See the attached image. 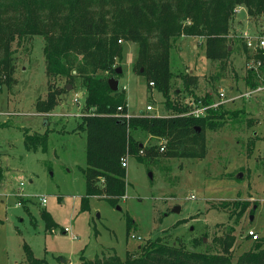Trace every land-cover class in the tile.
<instances>
[{
    "label": "rangeland",
    "instance_id": "374dc122",
    "mask_svg": "<svg viewBox=\"0 0 264 264\" xmlns=\"http://www.w3.org/2000/svg\"><path fill=\"white\" fill-rule=\"evenodd\" d=\"M8 1L13 0L0 2ZM232 25L235 39L244 33L255 36L264 29V19L248 15L245 7L238 5ZM203 40L201 36L180 35L172 42L170 98L180 106L205 93L216 99L219 90L229 96L240 94L248 89L245 77L253 78V53L244 52L240 42L228 46L229 62L220 72L218 62L205 56ZM44 44L40 35L16 39L12 43L16 82L9 88L0 83V264L25 259V246L48 264H78L81 255L86 259L124 258L126 252L135 254L139 246L156 239L219 252L218 238L231 227L235 238L232 261L254 244L245 235L248 229L254 230L257 242L264 245L263 91L224 102V108L243 107L244 112L215 130H205L207 151L203 158L159 157L146 166L129 157L125 190L115 204L101 196H89L82 203L85 131L77 125L84 90L77 83L68 85L50 112H37L36 102L47 93ZM121 44L122 58L113 65L120 66L121 72L114 76L119 80L118 90L125 92L128 111L132 115L146 113V105L151 104L148 113L166 115L162 93L132 69L137 44ZM183 73L197 77L192 95L181 82ZM96 75L111 76L104 72ZM62 80L56 82L62 84ZM24 128L47 129L46 149H25ZM131 133L144 144L161 142L138 129ZM43 196L45 203L41 202ZM244 202V209L237 214ZM175 205L180 206L179 212L173 211ZM43 212L50 214V226ZM65 227L69 231H64Z\"/></svg>",
    "mask_w": 264,
    "mask_h": 264
},
{
    "label": "trees",
    "instance_id": "16d2710c",
    "mask_svg": "<svg viewBox=\"0 0 264 264\" xmlns=\"http://www.w3.org/2000/svg\"><path fill=\"white\" fill-rule=\"evenodd\" d=\"M238 5L244 6L248 15L264 19V0L0 2V83L9 88L16 82L12 43L26 35H40L45 41L42 51L47 93L36 102L37 112H50L60 103L68 85L74 87L77 83L84 90L77 125V129L85 131L87 165L82 203L89 196H101L111 204L116 203L126 186V169L120 163L124 155L128 154L146 166L159 157L203 158L207 151L205 130H215L223 126L228 118L244 112L243 107L232 110L219 105L208 108L204 115L195 116L188 113L191 107L187 102L180 106L170 98L173 73L169 67V52L173 40L180 35L203 37L205 56L212 63L218 62L220 72L229 62L235 40L247 52L243 38L235 39L230 32ZM260 32H264V29ZM122 41L137 44L132 69L145 76L149 87H155L162 93V104L168 111L166 115L147 112L127 117L117 115V106H121L120 113H127L124 90L112 91L107 76L96 74L117 75L113 65L122 58ZM251 57L260 59L263 69L264 53L259 51ZM251 73L253 78L245 77L248 87L258 83L256 75ZM57 79H63L62 84L57 83ZM196 81V75L181 74L184 89L191 95ZM198 100L202 104H210L213 98L205 93L194 97L195 102ZM134 129L155 136L161 142L144 144L133 137L131 131ZM22 133L25 149H46L47 129L38 132L24 128ZM261 164L264 171V156ZM244 206L245 202L237 214ZM43 217L48 226L53 223L48 212H43ZM232 231L231 227L218 238L219 252L198 250L197 245L184 247L179 243L169 244L156 239L139 246L135 254L126 252L124 258L111 255L86 259L81 255L78 264H264V245L256 239L251 248L232 261L235 242ZM24 250L25 259L13 264H48L44 258L35 257L27 246Z\"/></svg>",
    "mask_w": 264,
    "mask_h": 264
},
{
    "label": "built area",
    "instance_id": "2783aa9c",
    "mask_svg": "<svg viewBox=\"0 0 264 264\" xmlns=\"http://www.w3.org/2000/svg\"><path fill=\"white\" fill-rule=\"evenodd\" d=\"M241 37H243L247 51H249V52L251 51L250 53H253V54L256 52H259V51H262L264 53V32L256 33L255 36L253 34L244 33ZM251 58H252L251 59V62H252L251 67L253 68V71L256 75V78L258 79V83L256 86L248 87L247 90L241 92L240 94L230 95V96L226 95V93L223 90H219L217 93V98L213 99V101L210 104H202L201 100H198L196 102L194 100L190 101V102L186 100L187 104L190 105V107H191L188 110V113L193 114L195 116L204 115L206 113V110L210 107L217 108L219 105H224L225 104L224 102L233 101L235 98H242L244 96L249 97L251 94H253L255 92H260V91L264 92V73L261 72V70L264 71V67H263V69L260 67V64H261L260 59L255 60L254 57H251ZM116 109H117V111H119L117 113L118 116L127 117L129 115L128 113H125V114L120 113L121 106H117ZM145 109H146V111L151 110L152 105L147 104ZM129 157L130 156L128 154H126L122 158H120L121 166H123V167L127 166V159ZM41 202L42 203L46 202V198L44 196L41 197ZM64 231H69V228L65 227ZM245 234L248 235L251 240H255L258 238V234L252 229L246 230Z\"/></svg>",
    "mask_w": 264,
    "mask_h": 264
},
{
    "label": "water",
    "instance_id": "95a60500",
    "mask_svg": "<svg viewBox=\"0 0 264 264\" xmlns=\"http://www.w3.org/2000/svg\"><path fill=\"white\" fill-rule=\"evenodd\" d=\"M114 72H115V74H119L121 72L120 66L114 67ZM107 83H108L109 88L112 91H117V89H118V78L116 76L111 75V76L107 77ZM68 88H69V86H67V89ZM149 176H151L150 172H149ZM179 210H180V206L179 205H175L174 208H173V211L179 212ZM250 218H252V217H250Z\"/></svg>",
    "mask_w": 264,
    "mask_h": 264
},
{
    "label": "crops",
    "instance_id": "0c3cea01",
    "mask_svg": "<svg viewBox=\"0 0 264 264\" xmlns=\"http://www.w3.org/2000/svg\"><path fill=\"white\" fill-rule=\"evenodd\" d=\"M118 78V77H117ZM118 82H119V80H118ZM118 90V89H117ZM81 94V93H80ZM126 105H127V102H126ZM145 112H147L148 113V111H145ZM127 113L129 114V115H132L129 111H128V106H127ZM144 113V112H143ZM41 114H46V113H41ZM43 131V130H42Z\"/></svg>",
    "mask_w": 264,
    "mask_h": 264
},
{
    "label": "flooded vegetation",
    "instance_id": "af4514ba",
    "mask_svg": "<svg viewBox=\"0 0 264 264\" xmlns=\"http://www.w3.org/2000/svg\"><path fill=\"white\" fill-rule=\"evenodd\" d=\"M253 208H255V206H253Z\"/></svg>",
    "mask_w": 264,
    "mask_h": 264
}]
</instances>
